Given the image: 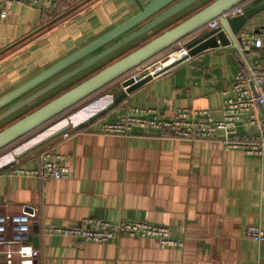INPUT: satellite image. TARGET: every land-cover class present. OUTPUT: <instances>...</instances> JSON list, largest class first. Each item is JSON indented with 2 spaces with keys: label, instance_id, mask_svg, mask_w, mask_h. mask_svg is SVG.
Returning <instances> with one entry per match:
<instances>
[{
  "label": "crops",
  "instance_id": "obj_1",
  "mask_svg": "<svg viewBox=\"0 0 264 264\" xmlns=\"http://www.w3.org/2000/svg\"><path fill=\"white\" fill-rule=\"evenodd\" d=\"M39 1L16 2L8 17L0 19V98L131 19L139 12L138 2L147 6L154 0ZM172 25L156 30L153 37ZM243 31L264 32V12ZM134 49L127 46L50 92L1 123L0 131ZM246 57L250 64L264 63V50ZM243 66L237 49L220 47L143 84L113 111L48 148L63 156L71 169L69 179L42 182L12 173L14 167L0 173L2 213H31L36 207L40 223L61 226L85 218L114 223L140 219L165 225L184 241L182 248H164L152 238L123 237L101 244L48 235L37 242L32 238L41 251L36 264H264V242L247 237L250 226L264 229L260 157L227 149L222 133L218 141L195 142L144 131L129 137L98 133L103 121L131 107L156 109L166 118L181 108H202L221 119L224 92ZM39 157L16 166L35 168Z\"/></svg>",
  "mask_w": 264,
  "mask_h": 264
},
{
  "label": "water",
  "instance_id": "obj_2",
  "mask_svg": "<svg viewBox=\"0 0 264 264\" xmlns=\"http://www.w3.org/2000/svg\"><path fill=\"white\" fill-rule=\"evenodd\" d=\"M242 3L244 14L224 17ZM138 7L139 12L131 19L0 98L1 124L127 46L135 47L123 58L102 65L87 79L2 129L0 173L113 111L129 94L153 79L147 77L133 84V80H125L128 75L164 52L185 47L187 58H191L226 46L240 51L238 35L249 21L264 12V0H154L147 6L138 2ZM217 19L220 26L208 28ZM170 25L173 27L153 37L159 32L156 30ZM54 77L57 78L50 81ZM43 84L46 85L38 89ZM38 233L39 228L35 227V242L39 241Z\"/></svg>",
  "mask_w": 264,
  "mask_h": 264
},
{
  "label": "built area",
  "instance_id": "obj_3",
  "mask_svg": "<svg viewBox=\"0 0 264 264\" xmlns=\"http://www.w3.org/2000/svg\"><path fill=\"white\" fill-rule=\"evenodd\" d=\"M16 2L38 4L40 1L0 0V19L8 17L11 6ZM242 14L244 6H238L224 17L233 18ZM219 26V19L209 24L210 29ZM238 38L241 48L239 54L245 59V66L235 74L230 87L224 92L221 119H215L208 109L202 108H181L173 117L166 118L156 109L131 107L118 118L103 121L98 133L129 137L138 131H144L193 142L218 141V135L222 133L224 138L221 141L227 149L242 150L247 155L260 157L264 161V63L250 64L245 54L255 49L264 50V32L241 31ZM175 54L178 57L172 61ZM187 57L188 50L181 47L138 67L125 80H133V84H136L147 77L158 78L190 58ZM241 129L248 130L240 132ZM16 165L12 168V173L34 177L42 182L71 177V169L64 162L63 156L52 149L40 153L39 165L35 168ZM31 208V213L22 211L12 214L0 211V264H36L41 251L32 241L34 224L39 227V240L48 235H58L102 244L123 237L152 238L158 240L164 248L184 247V241L173 237L171 230L165 225L140 219H123L114 223L99 218H85L73 226L46 225L38 220V208ZM247 237L257 243L264 242L263 227L250 226Z\"/></svg>",
  "mask_w": 264,
  "mask_h": 264
},
{
  "label": "trees",
  "instance_id": "obj_4",
  "mask_svg": "<svg viewBox=\"0 0 264 264\" xmlns=\"http://www.w3.org/2000/svg\"><path fill=\"white\" fill-rule=\"evenodd\" d=\"M239 6H245V3H242V4H240ZM237 7H238V6H237ZM167 53H169V52H164L163 54H161L160 56L156 57L155 59H158V58H160V57L166 55ZM155 59H154V60H155Z\"/></svg>",
  "mask_w": 264,
  "mask_h": 264
},
{
  "label": "bare ground",
  "instance_id": "obj_5",
  "mask_svg": "<svg viewBox=\"0 0 264 264\" xmlns=\"http://www.w3.org/2000/svg\"><path fill=\"white\" fill-rule=\"evenodd\" d=\"M176 57H178V54L173 55L172 58H171V60L172 61H175Z\"/></svg>",
  "mask_w": 264,
  "mask_h": 264
}]
</instances>
